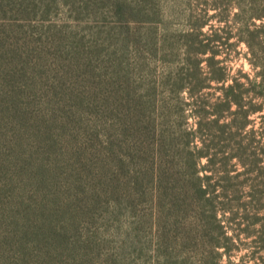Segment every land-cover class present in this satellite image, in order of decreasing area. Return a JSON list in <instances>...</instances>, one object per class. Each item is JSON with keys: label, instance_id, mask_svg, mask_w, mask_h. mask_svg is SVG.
Returning <instances> with one entry per match:
<instances>
[{"label": "trees", "instance_id": "obj_1", "mask_svg": "<svg viewBox=\"0 0 264 264\" xmlns=\"http://www.w3.org/2000/svg\"><path fill=\"white\" fill-rule=\"evenodd\" d=\"M193 1L185 29L162 36L160 1H138L141 62L150 67L153 53L175 64L120 88V124L178 226L196 214L210 264L242 235L254 237L250 261L264 264V0ZM33 14V0H0V264H48L50 254Z\"/></svg>", "mask_w": 264, "mask_h": 264}, {"label": "rangeland", "instance_id": "obj_2", "mask_svg": "<svg viewBox=\"0 0 264 264\" xmlns=\"http://www.w3.org/2000/svg\"><path fill=\"white\" fill-rule=\"evenodd\" d=\"M138 1L33 0L42 55L48 264L217 261L196 214L178 226L159 201L139 167L136 143L120 124V88L160 79L175 64L153 53L150 67L141 62L148 50L139 41ZM159 1L160 35L185 29L189 0ZM242 63L248 70L244 59L236 67ZM253 239L242 235L235 241L239 249L220 263L253 264Z\"/></svg>", "mask_w": 264, "mask_h": 264}]
</instances>
